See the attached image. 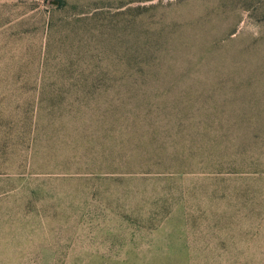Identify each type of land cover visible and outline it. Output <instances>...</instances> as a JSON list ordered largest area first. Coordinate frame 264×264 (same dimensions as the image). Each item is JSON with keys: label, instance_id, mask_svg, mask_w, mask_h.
<instances>
[{"label": "rangeland", "instance_id": "rangeland-1", "mask_svg": "<svg viewBox=\"0 0 264 264\" xmlns=\"http://www.w3.org/2000/svg\"><path fill=\"white\" fill-rule=\"evenodd\" d=\"M132 26L212 43L222 72L127 51ZM233 61L254 102L115 105L227 92ZM0 264H264V0H0Z\"/></svg>", "mask_w": 264, "mask_h": 264}, {"label": "trees", "instance_id": "trees-1", "mask_svg": "<svg viewBox=\"0 0 264 264\" xmlns=\"http://www.w3.org/2000/svg\"><path fill=\"white\" fill-rule=\"evenodd\" d=\"M206 19V17H202ZM200 21V18L197 19ZM198 25L197 23H195ZM128 30H124L127 32ZM134 32L132 40L129 45L130 48L127 51H132L134 54H150L156 53L160 49H171L173 47L176 53H180V56L191 58L193 62L192 67L202 68L209 63L212 64L210 71L216 74L222 72V69H218V64H224V59L215 60L217 55L214 49V45L209 42H201L195 40L193 37H189L185 32L182 31L177 37L178 41L176 45L172 46L174 35H170V32H166L164 29L157 28H147L138 31V28L132 26L130 29ZM194 31H202V27L194 28ZM120 30L114 28V53L122 54L124 49L122 48L123 41H119ZM197 33L191 34L196 36ZM119 41V42H118ZM118 42V43H117ZM180 51H179V50ZM128 54V53H127ZM213 62L217 63L216 69L213 66ZM208 65V66H209ZM210 69V68H209ZM230 74V83L232 84L230 90L227 92L217 91L215 89L209 91H196V90H182V91H166V90H152V91H141V90H128L126 92H116V101L118 104L115 105H227L233 103L239 105V103H244L246 101H253L252 94L255 93L257 88V64L254 63L253 66H244L243 63H238L233 61L231 67L227 69ZM243 73H247L248 77L246 79H240L239 77H244ZM226 82V81H222ZM48 101H56L59 103L63 102V97L59 93H52L47 95ZM54 103V102H53ZM156 133V130H154ZM146 147L148 150L149 160H157L163 162L164 164L168 162L169 155L166 153L157 155L155 150L161 148ZM192 150V146L187 147ZM189 157L194 155V151L188 153ZM175 158V156L173 157ZM181 161L184 162L183 156L180 157ZM162 163V164H163ZM169 164V162H168Z\"/></svg>", "mask_w": 264, "mask_h": 264}]
</instances>
